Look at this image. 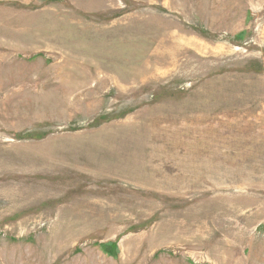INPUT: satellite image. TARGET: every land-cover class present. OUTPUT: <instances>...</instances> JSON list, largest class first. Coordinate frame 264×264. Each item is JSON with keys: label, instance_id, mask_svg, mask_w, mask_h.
Returning <instances> with one entry per match:
<instances>
[{"label": "rangeland", "instance_id": "obj_1", "mask_svg": "<svg viewBox=\"0 0 264 264\" xmlns=\"http://www.w3.org/2000/svg\"><path fill=\"white\" fill-rule=\"evenodd\" d=\"M0 264H264V0H0Z\"/></svg>", "mask_w": 264, "mask_h": 264}]
</instances>
